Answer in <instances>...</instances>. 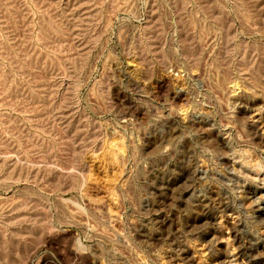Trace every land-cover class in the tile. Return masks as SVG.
<instances>
[{"label":"rangeland","instance_id":"1","mask_svg":"<svg viewBox=\"0 0 264 264\" xmlns=\"http://www.w3.org/2000/svg\"><path fill=\"white\" fill-rule=\"evenodd\" d=\"M0 264H264V0H0Z\"/></svg>","mask_w":264,"mask_h":264}]
</instances>
